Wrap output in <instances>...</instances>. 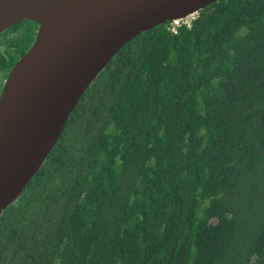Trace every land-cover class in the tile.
<instances>
[{"label":"trees","instance_id":"1","mask_svg":"<svg viewBox=\"0 0 264 264\" xmlns=\"http://www.w3.org/2000/svg\"><path fill=\"white\" fill-rule=\"evenodd\" d=\"M36 27L0 31V64ZM0 264H264V0L128 40L0 212Z\"/></svg>","mask_w":264,"mask_h":264},{"label":"water","instance_id":"2","mask_svg":"<svg viewBox=\"0 0 264 264\" xmlns=\"http://www.w3.org/2000/svg\"><path fill=\"white\" fill-rule=\"evenodd\" d=\"M214 0H0V31L37 22L0 93V212L22 191L97 73L133 36Z\"/></svg>","mask_w":264,"mask_h":264},{"label":"flooded vegetation","instance_id":"3","mask_svg":"<svg viewBox=\"0 0 264 264\" xmlns=\"http://www.w3.org/2000/svg\"><path fill=\"white\" fill-rule=\"evenodd\" d=\"M21 21V20H20ZM16 23V22H15ZM14 24V23H13ZM12 25V24H11ZM11 25H9V26H11ZM9 26H7V27H9ZM38 26V25H37ZM6 27V28H7ZM5 29V28H4ZM36 29H37V27H36ZM2 31V30H1ZM0 50L2 51V53H4V56L6 57V58H8V54H6L5 52H4V48H3V46L1 45L0 46ZM13 52V51H12ZM21 56V55H20ZM19 56V57H20ZM19 57L17 58V60L19 59ZM4 60H5V58H4ZM16 60V61H17ZM16 61L13 63V64H11V65H9V66H3L2 64H0V93H1V90H2V87H3V82H4V79L6 78V76H7V74H8V72H9V70H10V68L16 63Z\"/></svg>","mask_w":264,"mask_h":264}]
</instances>
